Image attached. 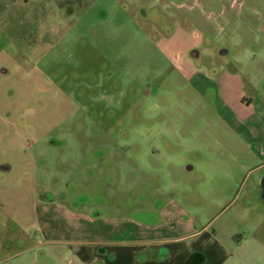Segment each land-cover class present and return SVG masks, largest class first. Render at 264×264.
<instances>
[{
	"label": "rangeland",
	"instance_id": "374dc122",
	"mask_svg": "<svg viewBox=\"0 0 264 264\" xmlns=\"http://www.w3.org/2000/svg\"><path fill=\"white\" fill-rule=\"evenodd\" d=\"M260 74L264 0H0V248L21 250L0 264H76L98 227L167 216L264 264L262 191L233 184Z\"/></svg>",
	"mask_w": 264,
	"mask_h": 264
},
{
	"label": "crops",
	"instance_id": "0c3cea01",
	"mask_svg": "<svg viewBox=\"0 0 264 264\" xmlns=\"http://www.w3.org/2000/svg\"><path fill=\"white\" fill-rule=\"evenodd\" d=\"M260 82L263 92H259ZM245 85H248L247 89L249 88L250 93L237 94L232 109V130L235 138L242 144V157L256 159L254 165L243 169L242 176L233 178V184H245L249 176L255 174L252 186L261 190L264 197V75L249 77L245 80ZM237 152L239 153L238 150ZM226 170L227 172L223 168L220 174H228V169ZM259 201L264 209V198ZM247 203L245 202L244 207H247ZM1 218L6 217H0V221ZM262 219L264 221V215L261 221ZM166 221L167 224L164 227H156L153 223L136 224L134 227L129 225L127 218H121L118 223L112 225L113 229H108L106 226V229L102 230L98 227L97 235L105 237L110 233L112 238L104 241L103 244L94 241L78 247L76 264H183L195 252L203 256L200 264H225L232 255L229 247L233 246L234 240L231 237L222 239L219 236L218 241L211 232L203 231L198 235V239L191 241L188 238L197 231L192 230L194 228L188 220H174L167 216ZM5 227L6 222L3 220L0 222V229ZM2 237L8 238L6 234ZM259 241V244L264 247V234L259 236ZM240 242L235 240L234 243L240 244ZM20 251L2 255L0 248V263Z\"/></svg>",
	"mask_w": 264,
	"mask_h": 264
},
{
	"label": "trees",
	"instance_id": "16d2710c",
	"mask_svg": "<svg viewBox=\"0 0 264 264\" xmlns=\"http://www.w3.org/2000/svg\"><path fill=\"white\" fill-rule=\"evenodd\" d=\"M203 261V256L199 252L192 253L183 264H200Z\"/></svg>",
	"mask_w": 264,
	"mask_h": 264
}]
</instances>
